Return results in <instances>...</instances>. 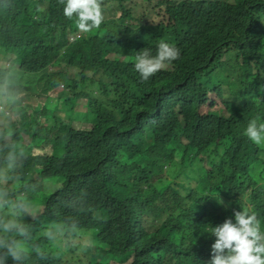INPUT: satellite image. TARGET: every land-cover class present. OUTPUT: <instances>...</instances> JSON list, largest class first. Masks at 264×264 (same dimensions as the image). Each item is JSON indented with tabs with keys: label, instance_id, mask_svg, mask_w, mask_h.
<instances>
[{
	"label": "trees",
	"instance_id": "1",
	"mask_svg": "<svg viewBox=\"0 0 264 264\" xmlns=\"http://www.w3.org/2000/svg\"><path fill=\"white\" fill-rule=\"evenodd\" d=\"M144 3L102 0L120 11L84 33L104 39L92 43L59 0H0V104L28 79L42 101L16 123L0 111V211L25 200L30 233L23 259L0 250V264H208L207 231L234 209L264 225V147L244 135L264 122V0ZM161 41L180 58L142 81L135 57ZM65 103L72 120L55 115Z\"/></svg>",
	"mask_w": 264,
	"mask_h": 264
},
{
	"label": "clouds",
	"instance_id": "2",
	"mask_svg": "<svg viewBox=\"0 0 264 264\" xmlns=\"http://www.w3.org/2000/svg\"><path fill=\"white\" fill-rule=\"evenodd\" d=\"M59 3L64 5L63 15L69 20L74 19L81 33H90L103 22L102 0H59ZM179 58V48L161 41L155 55L148 47L137 53L134 68L142 81H148ZM244 135L256 146L264 147V122L252 119ZM9 203L6 189L0 188V209H6ZM28 208L25 200L18 199L11 203L7 215L0 212V250H6L14 261L23 259V244L30 235L28 226L19 219ZM233 217L234 220L226 218L222 224L210 227L207 231L215 237L208 264H264V225L261 219L243 205L241 210H233ZM60 231L57 228L47 235L54 239Z\"/></svg>",
	"mask_w": 264,
	"mask_h": 264
},
{
	"label": "rangeland",
	"instance_id": "3",
	"mask_svg": "<svg viewBox=\"0 0 264 264\" xmlns=\"http://www.w3.org/2000/svg\"><path fill=\"white\" fill-rule=\"evenodd\" d=\"M131 1L137 5H141L144 2H145L144 4H149V1H150L151 4L157 3L158 8H160V7L163 8L164 6L169 5L172 0H149V1H147V0H131ZM175 1H179V0H175ZM210 1H214V0H210ZM119 11H120V7L118 4H109L105 8V10L103 11V21L107 20L111 17H114L116 14H118ZM151 13L152 12H149L148 14H151ZM78 37L83 41H88V42H92V43H100V42L104 41V39L102 37H99L96 34L84 35V33H80V34H78ZM9 61H10L9 54L6 53L4 50L0 49V65H4V66L8 67ZM235 70L237 71L236 75L247 77V76L243 75V71H240L238 67H235ZM34 83L35 82H33L32 80H29V79L26 80V85L30 86L31 90L28 92H25V95H23V96L18 95L17 97H14V94H17L16 92H21V90L18 89L17 87H15L14 90L9 89L8 91H7V87L3 88V92H5V91H7V92H6V96L3 98L4 99L3 102L5 104H0V111L3 110L7 113L6 122L16 123V122L20 121V114H23L24 110H26L25 108H27L28 106L30 107V105H32L36 108L41 107L42 101H41V103L36 101V97H37L36 93H38V91L35 89ZM61 87H62V85H61ZM52 93H53V96H51L47 100V107L49 109H54V107H55L54 106L55 105L54 100L57 98L54 95L55 90L52 91ZM85 101L86 100L84 99V101L78 102L79 105L78 104L76 105V112H75L76 117H78L77 113H81V115L79 116V118L77 120H74V119L72 120L69 118L70 115L66 111L67 110V104L66 103L61 105L63 107H61L60 110L55 111V115L58 116V118L63 119V120H72V123L75 126L82 128L83 120H84L83 115H84V111L86 110ZM56 104L60 105L58 101L56 102ZM221 107H222V105H221ZM27 113H28L27 115L29 117V120L34 121V118L31 115V111H29ZM49 114H50V112L47 115L49 116ZM0 118H2V117H0ZM38 120H39V118H38ZM40 121H43V119H41ZM89 125L90 124L85 125L84 128H86V127L88 128ZM32 127H35V126H32ZM23 143L25 145H27L29 143V137H23ZM39 149L40 148L33 150L32 155H37V153H39V151H40ZM177 158L179 161L181 158V152L177 153ZM35 164L37 165L36 168L40 173H42L43 175L47 174L46 162H43V161L38 162V160H36ZM56 187L57 186L53 187V190ZM19 219L24 224L26 223L23 215H21L19 217ZM111 264H119V263L112 261Z\"/></svg>",
	"mask_w": 264,
	"mask_h": 264
}]
</instances>
